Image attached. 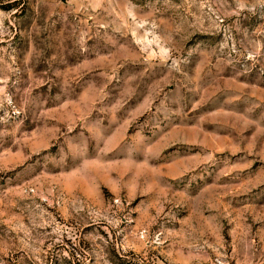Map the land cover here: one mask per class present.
<instances>
[{
    "label": "rangeland",
    "instance_id": "rangeland-1",
    "mask_svg": "<svg viewBox=\"0 0 264 264\" xmlns=\"http://www.w3.org/2000/svg\"><path fill=\"white\" fill-rule=\"evenodd\" d=\"M0 264H264V0H0Z\"/></svg>",
    "mask_w": 264,
    "mask_h": 264
}]
</instances>
